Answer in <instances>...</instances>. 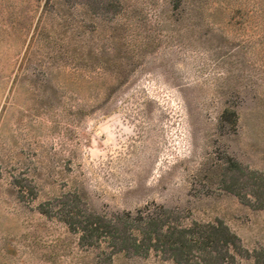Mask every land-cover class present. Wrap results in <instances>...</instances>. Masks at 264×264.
Here are the masks:
<instances>
[{"label": "rangeland", "instance_id": "374dc122", "mask_svg": "<svg viewBox=\"0 0 264 264\" xmlns=\"http://www.w3.org/2000/svg\"><path fill=\"white\" fill-rule=\"evenodd\" d=\"M0 264H264V0H0Z\"/></svg>", "mask_w": 264, "mask_h": 264}, {"label": "trees", "instance_id": "16d2710c", "mask_svg": "<svg viewBox=\"0 0 264 264\" xmlns=\"http://www.w3.org/2000/svg\"><path fill=\"white\" fill-rule=\"evenodd\" d=\"M121 249H122V251H125L124 249H126V248H121ZM133 249H135V250H137V249H138V246H137V244H135V243H134Z\"/></svg>", "mask_w": 264, "mask_h": 264}]
</instances>
